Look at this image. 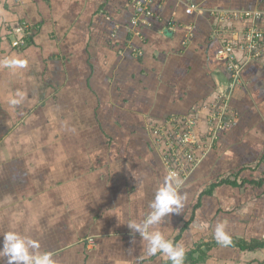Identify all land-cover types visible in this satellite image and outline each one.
Returning <instances> with one entry per match:
<instances>
[{"label": "crops", "instance_id": "1", "mask_svg": "<svg viewBox=\"0 0 264 264\" xmlns=\"http://www.w3.org/2000/svg\"><path fill=\"white\" fill-rule=\"evenodd\" d=\"M151 10L135 28L127 0H0V237L35 238L56 264H167L128 226L169 174L149 124L191 116L203 136L222 99L232 123L197 150L182 212L152 231L184 252L217 241L218 225L228 241L264 238V184L203 193L221 178H264V52L243 61L237 51L236 80L217 56L264 0H153ZM23 21L27 43L12 47ZM207 254L196 264H264V246Z\"/></svg>", "mask_w": 264, "mask_h": 264}, {"label": "built area", "instance_id": "2", "mask_svg": "<svg viewBox=\"0 0 264 264\" xmlns=\"http://www.w3.org/2000/svg\"><path fill=\"white\" fill-rule=\"evenodd\" d=\"M152 1L127 0L128 9L131 11L130 26L138 28L146 23V18L152 15ZM194 8L195 6L190 4L188 10ZM243 16L247 17L251 24L238 38L221 40L217 50V56L226 62L233 80L238 78L243 65L235 55L237 51L242 53L243 61L259 59L264 52V11H244ZM29 29L30 24L25 21L14 26L11 31L14 35L11 46H24L30 33ZM220 33L221 31H218V34ZM223 107L222 99L212 102L203 136H196L195 132L193 133L194 121L189 115L170 116L161 123L149 124L154 144L162 147V159L167 165L168 172H175L181 183L197 162V150L204 148L202 145L208 148L217 139L219 132L232 123L233 118L223 112ZM88 242L91 243L92 239H88Z\"/></svg>", "mask_w": 264, "mask_h": 264}, {"label": "clouds", "instance_id": "3", "mask_svg": "<svg viewBox=\"0 0 264 264\" xmlns=\"http://www.w3.org/2000/svg\"><path fill=\"white\" fill-rule=\"evenodd\" d=\"M181 181L175 172H170L158 187L150 203L151 212L140 222L128 224L129 228L147 241V253L165 254L172 264H183L185 252L178 245L170 242L165 236L152 229L160 224L166 216L181 213L185 197L179 192ZM219 243L229 241L224 234V226L218 225L215 233ZM37 239L26 236L15 230L5 232L0 237V257L6 258L5 264H56L52 253L41 251Z\"/></svg>", "mask_w": 264, "mask_h": 264}, {"label": "trees", "instance_id": "4", "mask_svg": "<svg viewBox=\"0 0 264 264\" xmlns=\"http://www.w3.org/2000/svg\"><path fill=\"white\" fill-rule=\"evenodd\" d=\"M219 183H229L231 186L235 187H250V186H261L264 184V178H242L240 182H237L235 179H229V178H221L219 179L215 184H213L211 187L206 189L203 193L204 194H210L213 190V187L216 186ZM221 244L218 241H212L211 242H199L195 244V246L191 249H189L187 252H185L183 264H196L199 262H203L208 258L207 251L214 245ZM227 245L232 247H237L241 250H253L256 248H260L264 246V238L263 239H256V238H241V237H233ZM167 264H172V261L170 260L167 262Z\"/></svg>", "mask_w": 264, "mask_h": 264}, {"label": "rangeland", "instance_id": "5", "mask_svg": "<svg viewBox=\"0 0 264 264\" xmlns=\"http://www.w3.org/2000/svg\"><path fill=\"white\" fill-rule=\"evenodd\" d=\"M216 100H217V99H216ZM216 100H215V101H216ZM210 105H211V104H210ZM208 114H209V112H208ZM208 114H207V115H208Z\"/></svg>", "mask_w": 264, "mask_h": 264}]
</instances>
